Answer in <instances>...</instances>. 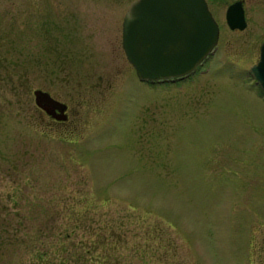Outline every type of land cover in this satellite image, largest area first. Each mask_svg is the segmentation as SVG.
<instances>
[{"label":"rangeland","instance_id":"obj_1","mask_svg":"<svg viewBox=\"0 0 264 264\" xmlns=\"http://www.w3.org/2000/svg\"><path fill=\"white\" fill-rule=\"evenodd\" d=\"M135 1L0 0V264H92L99 225L116 264H264V102L238 68L257 61L228 63L211 0L205 72L143 83L122 46ZM39 90L68 125L42 122Z\"/></svg>","mask_w":264,"mask_h":264},{"label":"water","instance_id":"obj_2","mask_svg":"<svg viewBox=\"0 0 264 264\" xmlns=\"http://www.w3.org/2000/svg\"><path fill=\"white\" fill-rule=\"evenodd\" d=\"M219 36L206 0H137L124 19L123 50L138 78L156 83L194 73L214 51ZM254 72L264 90V55ZM35 98L37 105H61L43 91H36ZM65 109L59 108L61 113Z\"/></svg>","mask_w":264,"mask_h":264},{"label":"flooded vegetation","instance_id":"obj_3","mask_svg":"<svg viewBox=\"0 0 264 264\" xmlns=\"http://www.w3.org/2000/svg\"><path fill=\"white\" fill-rule=\"evenodd\" d=\"M210 1L211 0H206L211 13L220 28L218 45L210 54V56L196 69L194 73L185 78L161 81L156 83L148 81L141 82L153 86L160 84H179L184 81L191 80V78L198 72H205L203 69L206 65V62H208L212 58V55L217 52L218 48L220 47L221 41L223 40L221 27L222 24L216 19L214 12H212ZM219 1L220 3H222V6H226L224 19L230 31L229 38L226 44L229 54L227 55V58L230 59V62L228 63L238 67L240 64H248L257 61L253 65H251L247 71L245 69L243 70L240 67L238 68L251 80L252 83L248 85L249 89L254 88L257 97L262 99V101L264 102V90L257 81L256 73L254 72V70L260 66L264 55V0H217V2ZM233 27H235V29H233ZM241 72L239 71V73ZM50 95L56 102L60 103L61 105H65L66 109L64 113H61L59 108L64 109V106L58 105L57 108H52L47 107L42 102H40V105L36 106L43 116L41 118L42 122L45 120V118H47L49 119L51 124H54L56 126L68 125L72 120L70 105L58 99L54 95Z\"/></svg>","mask_w":264,"mask_h":264},{"label":"trees","instance_id":"obj_4","mask_svg":"<svg viewBox=\"0 0 264 264\" xmlns=\"http://www.w3.org/2000/svg\"><path fill=\"white\" fill-rule=\"evenodd\" d=\"M86 227H89L85 225ZM91 227V226H90ZM77 230H81V228H76L74 233ZM91 229L88 230V233ZM95 236V241L92 246L91 250H89L86 255L88 258L91 259L92 264H116V259L118 261V242L116 241V236L118 233L115 231V228L109 229L107 226H98L95 230H92ZM159 237L163 239L164 232L159 228L157 230ZM159 246V245H158ZM170 250L169 254L171 258H175L177 254V245L176 242L170 239L169 242ZM162 259V258H160Z\"/></svg>","mask_w":264,"mask_h":264}]
</instances>
